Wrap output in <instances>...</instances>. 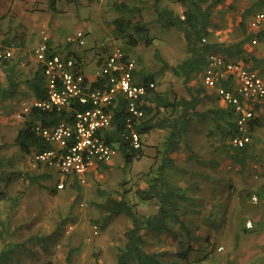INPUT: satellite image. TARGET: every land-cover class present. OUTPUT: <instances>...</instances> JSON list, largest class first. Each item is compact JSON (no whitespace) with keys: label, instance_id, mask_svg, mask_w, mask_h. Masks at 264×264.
<instances>
[{"label":"rangeland","instance_id":"1","mask_svg":"<svg viewBox=\"0 0 264 264\" xmlns=\"http://www.w3.org/2000/svg\"><path fill=\"white\" fill-rule=\"evenodd\" d=\"M116 2H126L132 7L140 8L141 18L149 28L147 35L139 38L131 29L115 31L117 25L115 20L118 18L122 17L123 20L131 22L139 20L137 12L123 14L116 11L114 8ZM154 3L155 0H108L102 6V12L105 13L102 16V25L105 29L111 30L113 46L123 48L128 58L136 60L139 70L155 75L156 88L159 91L169 94L175 92L179 97H188L184 80L175 76L170 70L161 71L163 63L160 60L162 57L169 64H175L186 58L184 37L177 29L166 28L159 24ZM164 6L174 9L178 14L184 11L179 0H162L160 7ZM263 7L264 4L262 6L257 0H225L215 6L210 39L229 44L248 37L250 31L244 32V27L241 25L242 18L247 11H250L246 21L248 26L250 16ZM71 19V21L66 19V25L61 32L59 45L63 49L68 45L66 38L79 31L78 29L85 32L86 45L83 47L73 45L72 48L76 52L109 43L108 37L98 35L94 19L85 18L87 22ZM130 35L131 38L138 39V46L132 45ZM147 40H151L150 43H147ZM246 40V44L252 47L250 40ZM34 50L22 57L15 50L14 60L19 63V79L22 82L32 76L28 67L32 64L29 55L34 54ZM238 57L235 55L231 59ZM249 64L254 66L251 61ZM255 68L264 77V65L259 63ZM4 77L0 70V84L6 85V82L2 81ZM200 84L202 81L198 78L190 82L191 86L198 87ZM213 92H215L214 88L208 89L207 96L214 101L217 98ZM33 98L32 92L25 88L12 99H0V166L8 177L3 185L7 197L0 199V254L5 251L10 252L8 261L0 259V264H45L48 261L67 264L70 252L73 253V264H116L118 249L123 246L124 234L132 226V221L124 215L108 218L101 205L107 202L108 197L118 199L125 197L130 203L135 204L134 193L146 186V174L153 165L155 146L160 145L163 132L154 131L145 138V156L142 159L127 165L123 153L119 151L111 165L99 167L85 176V183L79 181V184H75L74 178H70L65 189L58 190L57 184L63 180L64 175L55 167L35 164L32 154L23 153L16 145L18 130L23 124V119L17 118L16 115L23 111L25 105L31 104ZM205 103L202 105L205 106ZM197 124L198 122L194 121L189 126L190 143H193L201 129L199 127L201 124ZM263 130L264 128L256 127L251 134L258 139L261 136L259 132L262 133ZM186 136L188 134L184 135ZM177 154L179 160L184 162L193 157L194 153L190 146V149L179 150ZM195 167L198 168V165ZM174 175L178 180L180 173ZM237 178L233 181H236L233 187L237 189L244 187L243 184L237 185V182L241 183L236 180ZM263 183L264 175H261L255 181V191L252 193L259 196V204L246 203L238 210L242 211V214H239L241 224L239 220L236 222L238 214L235 210L236 217L231 220L229 226L231 215L226 217L225 212L223 215L220 211H217L218 225H207L211 230L210 234H206L207 239L209 238L206 239V243L208 246L215 243L218 248L209 262H198L200 257L195 254L196 249L206 236L196 238L193 226H190L194 239L189 243L192 251L189 254L191 261L188 264H264ZM139 205L135 204L136 209L144 214L152 213L157 208L155 201H151L147 206L139 207ZM241 218L246 222L252 220L254 224L258 223L257 228L246 231ZM186 220L184 218L180 219V222H175L172 230L167 232L160 234L145 232V249L150 252L163 249L167 255L175 252L179 247L177 243L179 238L189 236L186 230H183V225L187 223L182 225ZM94 226L98 227V235L94 234ZM228 227L234 229L232 235L224 232ZM235 231H239L240 234L235 235ZM183 247L187 248L186 245Z\"/></svg>","mask_w":264,"mask_h":264},{"label":"trees","instance_id":"2","mask_svg":"<svg viewBox=\"0 0 264 264\" xmlns=\"http://www.w3.org/2000/svg\"><path fill=\"white\" fill-rule=\"evenodd\" d=\"M58 0H51L52 7ZM77 3L79 0H67ZM162 0H155L154 8L157 15V21L163 27L175 28L180 31L184 37L185 49L187 57L175 64H169L166 60L160 57L163 63L161 71L170 70L175 76L184 80L187 88L188 97H179L175 92L171 94L159 91L157 88L150 90L138 102V108L143 111V116L133 117L127 106V101L121 95L118 96L116 104L113 107V123L112 127L104 133L106 139L116 145L123 153L127 165L132 164L135 160L142 159L146 142L145 138L154 131L163 132V138L159 146H155V156L153 157V165L149 168L146 176L147 182L144 188H139L134 193L135 204L147 206L151 201L157 203V208L152 213H141L136 209V206L125 197L120 199L108 197L107 202L101 205L108 218L124 215L132 221V226L126 230L124 234V244L118 249L116 255V264H188L191 260L189 254L192 251L189 243L193 241V230L190 226L184 225V229L188 233V237H180L178 240V249L175 252H170L168 255L165 250L147 251L145 249L146 238L144 233L160 234L169 231V222L178 217L181 204L187 200V196L181 187L174 184L169 178V172L175 166V159L172 154L180 149L184 135L187 133L193 117L198 113L197 109L201 106L205 97H207L208 88L200 84L198 87L191 86L190 82L195 79H201V73L208 63V56L213 52H221L228 56H239L234 59L243 61L249 64L253 62L254 67L258 63L264 64V59L258 58L254 54L248 52L244 45L246 39H251L253 33L250 32L248 37L235 43L211 40V23L214 7L223 3L225 0H179L184 11L178 14L174 9L164 6L160 7ZM259 4H264V0H257ZM116 11L123 14H132L137 12L139 20L131 22L118 18L115 20V31H123L131 29L134 34L142 38L148 34L149 28L142 20L140 8L132 7L126 2H116L114 4ZM250 11L244 14L241 25L244 27V32L248 30L247 17ZM264 34V33H263ZM259 34V35H263ZM258 35V36H259ZM129 38L133 46H138V39ZM206 39V42L204 41ZM151 41V40H150ZM147 40V43H150ZM51 43V42H50ZM52 44V43H51ZM12 61V60H11ZM7 62L1 69H4L6 75V85L0 84V99H12L16 97L20 91L21 83H25L28 89L34 94L36 99L44 100L47 96L46 82L44 77L43 66L40 64L32 74V77L27 78L22 82L19 79V63ZM154 74L146 73L141 70L136 72V80L140 83L155 82ZM102 79H98L95 83L99 86ZM218 100V98H217ZM74 108V107H73ZM77 109H82L80 105ZM261 109V108H260ZM263 110V108L261 109ZM216 127L221 129L223 135L224 152L235 163L245 165V161L249 157V149L253 143V130L258 126L257 119L249 128V133L252 136V141L245 147L239 148L227 142V139L240 133L239 126L236 122V115L231 108L212 110ZM73 112L70 110H51L46 111L34 107L29 114L23 118V124L18 130L16 145L23 153L34 154L51 148V144L47 142L36 131V124L41 122L46 126L57 124L63 120L71 119ZM129 119L131 127L129 126ZM228 120L226 124H221L219 121ZM228 131H225L226 127ZM135 131L141 136V148H135L131 142V132ZM1 164V159H0ZM43 165V164H40ZM109 165H101L108 167ZM8 177L1 170L0 166V199L7 197V192L3 185L7 182ZM75 184H79V180L73 179ZM255 191V190H254ZM246 197L252 196L249 192ZM253 193V192H252ZM256 193V192H254ZM242 195V194H241ZM253 203V202H252ZM238 216L236 222L240 223L239 214L242 211H237ZM246 231L257 228L258 223L254 224L253 229L246 228V221L241 218ZM241 224V223H240ZM242 230V229H241ZM243 232V231H242ZM219 235L221 232H217ZM240 234V233H239ZM196 238L197 235L194 234ZM208 237V236H207ZM206 238H203L202 243L196 249V253L200 258L199 263L209 262L214 252L218 251L215 243L208 246ZM209 239V238H208ZM207 239V240H208ZM212 240V238L210 239ZM186 245L187 248L183 247ZM182 247V249H181ZM185 249V250H184ZM10 252L5 251L0 254V259L8 261ZM73 253L70 252L67 257V264H73ZM45 264H55L53 261H48Z\"/></svg>","mask_w":264,"mask_h":264},{"label":"built area","instance_id":"3","mask_svg":"<svg viewBox=\"0 0 264 264\" xmlns=\"http://www.w3.org/2000/svg\"><path fill=\"white\" fill-rule=\"evenodd\" d=\"M248 30L254 34L251 39L253 46L264 45V7L251 15ZM66 43L67 46H85V32L76 31L66 38ZM34 54L43 66L47 96L44 100L37 99L25 105L16 117L23 119L34 107L73 112L71 119L51 126L41 122L36 124L37 133L51 144V148L32 154L35 164L55 167L64 175L57 184V189L63 190L70 178L85 183V176L101 165H111L119 154L118 147L104 135L112 127L113 107L118 96L125 98L130 114L138 118L143 116V111L138 108L139 100L148 91L156 89L157 84L136 80L137 62L128 58L121 47H114L103 58L96 73L97 80L102 79L99 86L95 85L97 81L93 83L88 78L82 60L74 53L57 50L51 45L49 36L43 37ZM13 58V48L0 44V69ZM201 79L206 88L215 89L218 100L236 115L240 133L229 137L227 142L239 148L245 147L252 141L249 128L264 109V77L261 72L243 61L213 52L208 56ZM78 105L82 109H77ZM131 142L136 149L142 146L141 136L134 130ZM251 200L255 205L260 202L257 194H252ZM246 228L253 229L254 222L248 220ZM98 233V227L94 226V234Z\"/></svg>","mask_w":264,"mask_h":264},{"label":"crops","instance_id":"4","mask_svg":"<svg viewBox=\"0 0 264 264\" xmlns=\"http://www.w3.org/2000/svg\"><path fill=\"white\" fill-rule=\"evenodd\" d=\"M106 1L108 0H79L75 3L58 0L52 7L51 0H0V44L13 48L14 53L17 50L22 57L27 56L31 50L33 51L45 35L49 36L51 45L57 50L74 53L82 60L88 78L94 83L97 81L96 73L103 62V58L107 57L114 47H119L113 46L111 30L105 29L102 25V16L105 15L102 12V6ZM71 18L83 21H86L85 18L94 19L98 35L104 38L108 37L109 43L89 50L83 49L80 52H76L72 46L63 49L59 45L62 37L61 32L66 25V19L71 21ZM244 48L258 58L264 59V45L250 47L245 43ZM255 49H258V51H255ZM29 58L32 64L28 69L34 74L40 63L35 54L30 53ZM14 59L16 58H13L11 62L18 63ZM260 64L262 63L260 62ZM0 70L5 76L2 81H6L4 69ZM24 87L28 89L25 83H21L20 91L25 89ZM32 95L34 96L33 93ZM213 95L217 98L214 92ZM34 100H37L35 96L31 101ZM214 101L207 96L204 101L206 102L205 106L198 107V113L192 122L196 121L201 124L199 126L201 129L198 127L200 133L196 134L193 143H190L189 140L191 128H188L186 133L188 136L182 140L179 150L190 149L191 146L194 153L193 157L183 162V160H179L177 154L179 150L173 153L175 166L169 172L170 180L181 187L187 196V200L181 204L178 212L179 218L169 222V231L172 230L175 222H180V219L185 218L187 220L186 222H183L185 221L183 220L182 225L187 223L186 226H193L194 234L198 238L206 236L207 233L210 234L211 228L207 225H218L217 211H220L223 215L225 212L226 217L231 215V219L228 221L229 226L231 220L233 221L236 216L235 210L238 211L246 203H252L251 198L246 197L247 194L243 191L249 192L250 190L252 194L255 190L254 186H256L255 181L261 175H264V132H259L261 136L258 139L253 137V143L250 146L249 157L245 161V165L235 164L224 152L223 135L221 129L216 127V122L211 113L212 110L220 108L227 110V107L217 99ZM209 103L210 105H208ZM257 120V127L264 128V109L258 114ZM219 122L226 124L228 120ZM228 130L229 127L227 126L225 131ZM197 165L198 168L195 167ZM177 173H180L178 180L174 177V174ZM237 176L239 177L237 178ZM235 178L241 182H237V185L241 186L243 184L244 187L234 188L233 185L236 184V181H233ZM254 179L255 181H253ZM137 204L139 205V203ZM200 225H203V227ZM212 229L215 230V228ZM183 230L185 229L183 228ZM233 230V228L228 227L224 232L232 235ZM202 231H204L203 234ZM239 231L241 230L239 229ZM239 231H235V235Z\"/></svg>","mask_w":264,"mask_h":264}]
</instances>
